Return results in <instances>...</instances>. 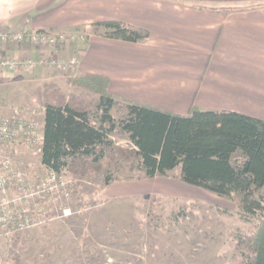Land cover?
I'll return each instance as SVG.
<instances>
[{"label":"rangeland","instance_id":"rangeland-1","mask_svg":"<svg viewBox=\"0 0 264 264\" xmlns=\"http://www.w3.org/2000/svg\"><path fill=\"white\" fill-rule=\"evenodd\" d=\"M258 2L261 0H243L240 4ZM24 27L30 28L25 24L0 32ZM76 32L85 33L87 40L92 28ZM77 43L19 48V43L1 42L0 58L69 57ZM56 47L62 53L56 55ZM34 51L39 55L31 57ZM73 69H0V95L10 98L0 101V114L10 115L11 109L17 108L21 117L39 125L37 117L46 103L78 100L95 113L92 102L98 95L71 84L82 75L67 76ZM119 104L111 109L116 120L125 111L124 103ZM25 108L30 110V118ZM112 139L119 145H129L119 130L112 133ZM2 148L10 154V146ZM29 153V173L18 168L31 178L43 177L46 170L38 164V157ZM103 166L102 172L86 176L66 169V186L43 200L47 220L0 237V264H240L242 252L236 248V236L248 231L257 220L241 218L234 202L185 184L179 168L165 177L146 178L131 170L129 163L115 166L104 159ZM108 169L112 180L105 184L101 178Z\"/></svg>","mask_w":264,"mask_h":264},{"label":"crops","instance_id":"crops-1","mask_svg":"<svg viewBox=\"0 0 264 264\" xmlns=\"http://www.w3.org/2000/svg\"><path fill=\"white\" fill-rule=\"evenodd\" d=\"M241 1L0 0V29L27 24L34 30L77 33L105 21L144 29L148 38L143 42L92 33L85 42L73 44L70 54L76 55L78 65L67 76H102L107 92L119 102L181 116L195 107L264 121V0L248 5ZM53 52L62 53L57 47ZM38 55L34 51L30 56ZM4 95L0 101L9 98ZM24 110L30 118V110ZM37 118L42 138L43 110ZM29 152L22 144L10 146L12 159L27 173ZM31 154L45 170L40 156Z\"/></svg>","mask_w":264,"mask_h":264},{"label":"trees","instance_id":"trees-1","mask_svg":"<svg viewBox=\"0 0 264 264\" xmlns=\"http://www.w3.org/2000/svg\"><path fill=\"white\" fill-rule=\"evenodd\" d=\"M92 33L109 39L143 42L144 29L121 22L90 25ZM71 84L96 93L95 113L78 100L46 103L40 160L45 170L67 168L86 176L111 165L129 163L143 177H165L179 168L180 180L234 202L241 218H255L251 228L236 236L240 264H264V121L231 111L192 107L189 115L122 101L124 115L115 119L111 109L120 105L102 76L82 74ZM119 130L128 146L114 142ZM107 170L101 181L110 183Z\"/></svg>","mask_w":264,"mask_h":264},{"label":"built area","instance_id":"built-area-1","mask_svg":"<svg viewBox=\"0 0 264 264\" xmlns=\"http://www.w3.org/2000/svg\"><path fill=\"white\" fill-rule=\"evenodd\" d=\"M87 35L80 33H53L45 30L33 31L24 27L19 31L0 32L1 42H14L37 46H62L66 42L86 41ZM78 64L76 56L36 59L0 58V69L34 70L46 67L60 72L71 70ZM5 105V104H4ZM9 107V106H8ZM21 110L11 109L10 115L0 114V237L38 226L47 220L43 200L52 197L66 186L64 173L46 170L43 177L31 178L18 168L10 154L2 147L22 144L32 153H41L39 125L21 117Z\"/></svg>","mask_w":264,"mask_h":264}]
</instances>
